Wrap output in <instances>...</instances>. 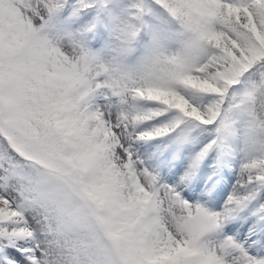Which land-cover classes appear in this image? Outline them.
Masks as SVG:
<instances>
[{"label":"snow or ice","instance_id":"6c2138e0","mask_svg":"<svg viewBox=\"0 0 264 264\" xmlns=\"http://www.w3.org/2000/svg\"><path fill=\"white\" fill-rule=\"evenodd\" d=\"M0 264H264V0H0Z\"/></svg>","mask_w":264,"mask_h":264}]
</instances>
